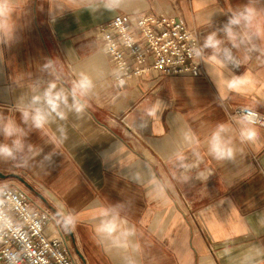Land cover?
<instances>
[{
    "label": "crops",
    "instance_id": "0c3cea01",
    "mask_svg": "<svg viewBox=\"0 0 264 264\" xmlns=\"http://www.w3.org/2000/svg\"><path fill=\"white\" fill-rule=\"evenodd\" d=\"M144 13L206 28L205 73L118 83L98 25ZM241 105L264 114V0H0V187L50 208L79 264H264V126Z\"/></svg>",
    "mask_w": 264,
    "mask_h": 264
},
{
    "label": "built area",
    "instance_id": "2783aa9c",
    "mask_svg": "<svg viewBox=\"0 0 264 264\" xmlns=\"http://www.w3.org/2000/svg\"><path fill=\"white\" fill-rule=\"evenodd\" d=\"M242 16H247L246 11L228 14L232 21ZM206 30L189 27L183 19L167 13H144L134 22L127 14H117L98 25L97 38L117 70L115 80L122 83L151 71L165 76L204 74ZM243 34L247 40H255L254 35ZM220 39L225 62L240 70L243 63L233 43L227 34ZM228 116L264 126V114L248 106H236ZM188 215L195 218L191 206ZM52 222H57L56 214L35 203L24 190L0 187V264H79L61 227L57 224L48 232Z\"/></svg>",
    "mask_w": 264,
    "mask_h": 264
},
{
    "label": "water",
    "instance_id": "95a60500",
    "mask_svg": "<svg viewBox=\"0 0 264 264\" xmlns=\"http://www.w3.org/2000/svg\"><path fill=\"white\" fill-rule=\"evenodd\" d=\"M4 176H7V175H5V174H3V173H1L0 172V177H4ZM23 182H24V180H23ZM28 185V184H27ZM29 186V185H28Z\"/></svg>",
    "mask_w": 264,
    "mask_h": 264
}]
</instances>
